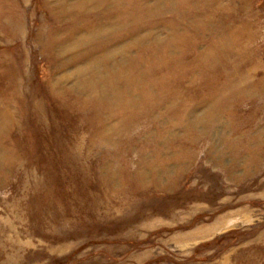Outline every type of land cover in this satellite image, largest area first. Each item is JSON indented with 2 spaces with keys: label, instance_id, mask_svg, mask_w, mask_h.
Instances as JSON below:
<instances>
[{
  "label": "rangeland",
  "instance_id": "1",
  "mask_svg": "<svg viewBox=\"0 0 264 264\" xmlns=\"http://www.w3.org/2000/svg\"><path fill=\"white\" fill-rule=\"evenodd\" d=\"M0 264H264V0H0Z\"/></svg>",
  "mask_w": 264,
  "mask_h": 264
}]
</instances>
